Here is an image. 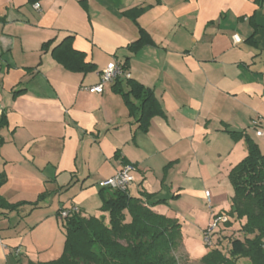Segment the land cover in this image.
Wrapping results in <instances>:
<instances>
[{
    "label": "crops",
    "instance_id": "crops-1",
    "mask_svg": "<svg viewBox=\"0 0 264 264\" xmlns=\"http://www.w3.org/2000/svg\"><path fill=\"white\" fill-rule=\"evenodd\" d=\"M141 31L147 40L131 49ZM68 37L94 70L55 58ZM110 62L156 100L145 129L124 77L86 90ZM2 119L0 264L57 259L48 240L59 212L75 206L84 217L99 183L126 164L129 197L181 234H202L231 206L245 137L264 154L251 128L264 121V0H0ZM221 228L215 239L231 230Z\"/></svg>",
    "mask_w": 264,
    "mask_h": 264
},
{
    "label": "trees",
    "instance_id": "trees-1",
    "mask_svg": "<svg viewBox=\"0 0 264 264\" xmlns=\"http://www.w3.org/2000/svg\"><path fill=\"white\" fill-rule=\"evenodd\" d=\"M146 40L141 31L140 38L130 48L135 49ZM69 43L70 37L59 45L64 57L58 56L54 49L55 58L69 70H94L92 64L84 62L83 54L74 51ZM122 68L126 70L123 65ZM127 81L130 93L139 102V122L145 129L149 118L159 113V107L149 90ZM126 104L130 110L137 108L129 101ZM4 124L2 119L0 128ZM231 136L238 138L233 133ZM245 141L247 156L229 172L234 192L230 214L240 223L239 231L244 237L229 242L228 257L214 247L200 259L201 264H238L239 259L246 260L247 264H264V154L250 139L245 137ZM99 195L101 210L108 214L109 224L81 214L60 219L64 233L61 257L37 264H178L176 254L182 247V238L181 227L175 220L157 215L143 199L129 197L126 193L102 188ZM126 213L130 218L128 222ZM229 225L230 221L226 226Z\"/></svg>",
    "mask_w": 264,
    "mask_h": 264
},
{
    "label": "built area",
    "instance_id": "built-area-1",
    "mask_svg": "<svg viewBox=\"0 0 264 264\" xmlns=\"http://www.w3.org/2000/svg\"><path fill=\"white\" fill-rule=\"evenodd\" d=\"M33 8L39 10V4H34ZM233 42L238 43L239 38L237 35L232 36ZM124 77L129 79V74L126 70L122 68L121 64L115 62H110L106 67L99 73V82L94 86L87 87L86 90L92 93L100 94L103 92V86L107 83L114 82L117 78ZM251 128L254 130V135L256 137H264V121L260 119L253 120L251 123ZM135 171V167L131 164L123 165L116 173L99 183V186L103 189H108L110 191H118L121 193H126L128 187L133 183L132 173ZM208 197V192L205 193ZM80 214V210L73 206L69 210H61L59 212V218L64 219L71 215ZM229 222L228 216L224 214H215L213 215L210 223L202 232V241L204 245L210 247L213 245V240H215L214 247L217 246L218 238L215 239V236L221 234V227H225Z\"/></svg>",
    "mask_w": 264,
    "mask_h": 264
},
{
    "label": "rangeland",
    "instance_id": "rangeland-1",
    "mask_svg": "<svg viewBox=\"0 0 264 264\" xmlns=\"http://www.w3.org/2000/svg\"><path fill=\"white\" fill-rule=\"evenodd\" d=\"M229 184L233 192V188L230 181ZM101 206H102L101 198L99 192H97V195L92 196L91 200L89 201V206L85 211L84 217L95 216L97 214L98 218H100L105 225H108L109 224L108 214H106V212H103L101 210ZM230 212H231V206H229L227 210L217 212L218 214L222 213L228 216L230 221V225L228 226V228H231V230H229L228 234H224L220 236V239L222 238V240H219L216 243L217 246L215 248H214L215 240H213V245L210 247L204 245L202 241V234H199L198 229L194 228L193 235L186 234V232L184 231V233L181 234V238L185 243L184 247L187 253L182 249V247L180 248L179 252L176 254L178 259V264H201L200 259L204 257L212 248L214 249L218 248V250H220L223 254H226L228 257L229 242L234 238L242 239L244 237L243 233L239 231L240 223L234 220ZM48 241L51 242L52 249L54 250L57 249L58 251L57 259H59L62 255L63 247H64V235L61 225L59 226L58 234L49 238ZM237 263L247 264L248 262L244 259H239Z\"/></svg>",
    "mask_w": 264,
    "mask_h": 264
}]
</instances>
